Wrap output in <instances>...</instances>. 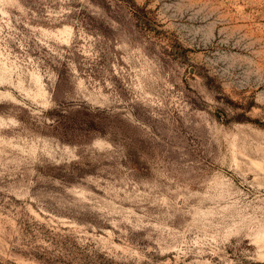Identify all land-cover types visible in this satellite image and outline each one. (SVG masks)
<instances>
[{"label": "rangeland", "instance_id": "obj_1", "mask_svg": "<svg viewBox=\"0 0 264 264\" xmlns=\"http://www.w3.org/2000/svg\"><path fill=\"white\" fill-rule=\"evenodd\" d=\"M0 264H264V0H0Z\"/></svg>", "mask_w": 264, "mask_h": 264}]
</instances>
